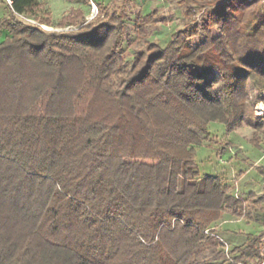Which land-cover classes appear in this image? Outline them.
Returning <instances> with one entry per match:
<instances>
[{"label": "trees", "instance_id": "1", "mask_svg": "<svg viewBox=\"0 0 264 264\" xmlns=\"http://www.w3.org/2000/svg\"><path fill=\"white\" fill-rule=\"evenodd\" d=\"M190 1L209 9L201 24L163 46L149 43L131 61L121 13L62 32L14 15L35 17L37 0L8 4L12 15L0 20L8 30L0 41V264L264 259V230L226 255L214 229L225 211L264 224V194L253 200L262 209L244 210L195 159L210 122L227 133L263 128L247 102L264 90V0ZM153 15L135 16L140 35ZM78 21L79 10L57 25Z\"/></svg>", "mask_w": 264, "mask_h": 264}, {"label": "rangeland", "instance_id": "2", "mask_svg": "<svg viewBox=\"0 0 264 264\" xmlns=\"http://www.w3.org/2000/svg\"><path fill=\"white\" fill-rule=\"evenodd\" d=\"M37 1L40 2V7L34 11L35 15L43 18L48 17L50 19L49 26L52 27L50 30L55 31H75L88 21H94L97 18L107 20L113 13H121L125 24L122 46L126 61L132 60L135 51L146 52L149 43L163 46L175 31L189 24L200 25L204 15L209 11L208 8L194 9V4L190 0ZM78 10L84 15V21L57 25L62 17ZM151 11H154V17L144 26L140 35L136 31L134 18L138 13L142 15ZM11 15L7 0H0V20ZM14 15L23 22H28L19 15L15 13ZM25 16L40 22L36 16ZM43 22L46 23L45 20ZM7 33L8 30L5 27H0V41L6 37ZM200 40L199 37L191 39L194 44ZM247 105L248 115L251 118L264 119V90L259 96L250 91ZM208 130L207 138L201 145L195 147V159L199 173L201 175H219L223 183L229 186L228 191L244 200V210L251 208L253 213L255 208L262 209L263 206L253 203V200L264 194V176L258 172V167L264 166V125L262 129L255 130L247 124H242L227 133L224 124L210 122ZM214 224L215 236L223 243L226 255H229L232 247L244 244L247 234H258L264 230L262 218L260 220L250 219L229 211L222 213ZM205 232L209 231L205 230ZM263 240L261 246L264 255ZM256 261L255 259L248 260L249 264H255ZM258 264H264V259Z\"/></svg>", "mask_w": 264, "mask_h": 264}, {"label": "built area", "instance_id": "3", "mask_svg": "<svg viewBox=\"0 0 264 264\" xmlns=\"http://www.w3.org/2000/svg\"><path fill=\"white\" fill-rule=\"evenodd\" d=\"M7 2H8V4H10L11 3V0H7ZM17 15H19L20 17H22V18H24L26 21H28V22H32V23H37V24H39L40 25V27L41 28H43V29H46V30H50V29H52V27L51 26H49V25H46V24H44V23H38V22H36L34 19H32V18H30V17H26L25 15H23V14H17Z\"/></svg>", "mask_w": 264, "mask_h": 264}]
</instances>
